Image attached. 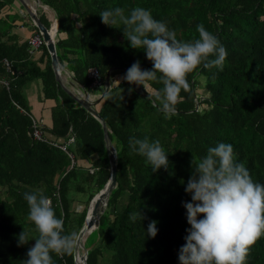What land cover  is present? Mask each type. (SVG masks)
I'll list each match as a JSON object with an SVG mask.
<instances>
[{"label":"trees","instance_id":"trees-1","mask_svg":"<svg viewBox=\"0 0 264 264\" xmlns=\"http://www.w3.org/2000/svg\"><path fill=\"white\" fill-rule=\"evenodd\" d=\"M14 1L0 0V79L8 81V88L0 82V264H21L27 258L35 241L17 246L22 230L30 239L38 235L27 219L25 192L40 190L51 197L64 234L78 235L91 199L110 176L101 120L57 83L44 44L34 59L27 39L18 40L12 29L19 16L7 12ZM34 1L46 27L52 16L56 20L55 47L62 67L86 90L104 88L94 108L116 150V183L92 231L97 241L86 246L85 264H179L178 251L190 227L182 201L191 196L184 188L209 147L230 143L235 160L264 184V0ZM136 6L166 22L178 40L198 38L196 26L203 24L228 52L222 70L201 66L188 74L190 88L180 92L170 118L151 103L163 88L159 80L130 85L122 79L136 60L142 69L152 68L144 50L130 47L123 25H104L99 16L115 7L127 16ZM28 25L37 31L31 20ZM4 58L15 75L6 71ZM89 67L98 70L99 86L91 85ZM34 80L40 81L43 99L53 102L51 126L43 127L44 134L59 142L74 138L68 145L72 165L66 152L30 136L33 115L24 88ZM130 137L159 140L168 168L153 172L144 157L131 152ZM55 191L58 197L52 196ZM138 210L146 219L130 221ZM152 220L158 232L149 238L146 229ZM74 254V249L62 256L53 253L52 259L54 264H76ZM246 264H264V236L251 247Z\"/></svg>","mask_w":264,"mask_h":264},{"label":"clouds","instance_id":"clouds-1","mask_svg":"<svg viewBox=\"0 0 264 264\" xmlns=\"http://www.w3.org/2000/svg\"><path fill=\"white\" fill-rule=\"evenodd\" d=\"M99 16L104 25H123V35L130 47L144 50L152 68L142 69L136 60L122 79L130 85L159 80L163 88L155 93L151 103L165 118L176 114L180 92L189 90L188 74L201 66L222 70L228 55L219 39L203 24L196 26L198 38L183 41L177 39L166 22L154 19L150 10L140 6L132 8L127 16L121 7L104 10ZM128 145L131 152L146 159L153 172L168 168L169 161L159 140L130 137ZM184 191L191 196L189 202L182 201L190 227L185 229V243L178 251L179 264H246L251 247L264 236V184L255 182L245 164L235 160L233 146L220 142L209 147L193 169ZM23 198L29 206L27 219L38 235L30 239L23 230L19 233L17 246L35 241L21 264H54L53 253L70 254L77 234H64L63 218H57L52 200L40 190L25 192ZM129 219L142 221L146 216L138 210ZM156 224L155 220L148 223L149 238L157 235ZM74 255L84 264L82 256L86 252L80 256L75 250Z\"/></svg>","mask_w":264,"mask_h":264},{"label":"water","instance_id":"water-1","mask_svg":"<svg viewBox=\"0 0 264 264\" xmlns=\"http://www.w3.org/2000/svg\"><path fill=\"white\" fill-rule=\"evenodd\" d=\"M20 5L25 10L26 14L28 15L29 19L31 20L32 24L36 27L37 31L40 33L41 38L44 41V45L46 47L47 52L50 56V64L51 68L55 75V80L58 84H60L63 88L61 79H60V73L62 71V65L58 60L56 47H55V34L57 32V23L55 21L54 25V31L52 33V29L50 27H46L41 20L39 19L38 14L36 13L35 6L30 2V0H17ZM105 85H108V75L105 77ZM68 94H70L81 106H83L90 114H92L94 117L98 118L102 122V127L104 131V138L106 142V152L109 160L110 165V176L108 178V181L104 185V187L96 193L93 198L91 199L88 208H87V214L86 218L84 220L83 226L81 230L79 231L77 235V243L74 247V250H76L78 243L82 239V237L88 233L91 232L99 222V216L100 212L103 210V207L106 202V198L108 197L109 193L113 189L116 183V150L113 146V144L110 142L108 138V134L106 131V125L103 119L98 114L97 110L94 108V105L83 98H79L78 96L74 95L72 92L64 88ZM82 259L84 260L85 257L82 256ZM85 264V262H84Z\"/></svg>","mask_w":264,"mask_h":264},{"label":"crops","instance_id":"crops-1","mask_svg":"<svg viewBox=\"0 0 264 264\" xmlns=\"http://www.w3.org/2000/svg\"><path fill=\"white\" fill-rule=\"evenodd\" d=\"M32 2H36V1L32 0ZM33 4H35V3H33ZM48 11L51 12L50 10H48ZM7 12L8 13L16 12L19 16L15 20V22H14L15 26L12 29L13 33H15L16 36L18 37V40L23 41V40L27 39L32 33L35 32L34 30L29 28L28 24L30 22V19H29L28 15L26 14L25 10L23 9V7L20 5V3L17 0L14 1L12 8L8 9ZM50 14H52V12ZM52 17H53L52 18V20H53L54 16H52ZM53 29L51 30L52 32L54 31ZM37 53H38L37 54V57H38V56H40L41 51L39 50V51H37ZM60 79H61V82H62V85L64 86V88H66L67 90L72 92L74 95L78 96L79 98H83V99L90 101L93 105H94L95 101H97L100 98L102 92L104 91V88H102V90L99 91L98 93H96V91H95V90H97V88H92V90H86L80 84L76 83L73 80L71 71H69L68 69L62 68V71L60 73ZM39 83H40V81H39ZM40 89H41V84H40ZM25 95H26V93H25ZM37 99H38V106L40 107L41 110H40L39 114H35V112H33L32 110L29 109L30 113L33 115V117L35 119H42L45 127H49V126H51V110H50V108H51V105L53 104V102L43 99L42 92L37 96ZM30 105L32 108L34 107V105L31 102H30ZM43 111L47 114L46 116H43ZM36 115H38V116H36ZM80 206L81 205H77V207H75V209H79ZM84 239H85V235L82 237V239L78 243L77 249H76V253L79 254L80 256L86 252V250H85L86 247H84V244H83Z\"/></svg>","mask_w":264,"mask_h":264},{"label":"built area","instance_id":"built-area-1","mask_svg":"<svg viewBox=\"0 0 264 264\" xmlns=\"http://www.w3.org/2000/svg\"><path fill=\"white\" fill-rule=\"evenodd\" d=\"M38 3H36V6ZM43 9L49 10L46 6H41ZM52 22L50 23V28L53 29L55 25V19L51 20ZM27 44H28V53L30 55H34L36 51H38L41 46L44 44L43 39L41 38V35L38 31H35L32 33L28 38H27ZM3 64L5 66V69L7 72L10 73V75H15V71L12 69L11 62L4 58L3 59ZM87 76L92 79L91 85L92 86H99L101 82V78L99 75L98 70L95 67H89L86 72ZM0 82L2 85L6 86L8 88V81L6 79H0ZM31 131H30V136L32 139L37 140V141H45L48 142L62 151L66 152L68 156L71 159V165L74 163L73 155L68 152V145H70L74 138L72 136L67 137L65 140L59 142L55 140H50L45 134H44V124L42 119H35L34 117L31 118ZM53 197H58L57 191H55L52 194ZM51 199V197H49ZM75 261L77 264H83L82 260H80L79 256L75 257Z\"/></svg>","mask_w":264,"mask_h":264},{"label":"rangeland","instance_id":"rangeland-1","mask_svg":"<svg viewBox=\"0 0 264 264\" xmlns=\"http://www.w3.org/2000/svg\"><path fill=\"white\" fill-rule=\"evenodd\" d=\"M30 2H32V0H30ZM35 2H32V4ZM36 7V3L34 4ZM37 51L35 52V54L33 55V58L36 59L37 57ZM28 86H26L24 88V92L26 93L25 97L27 99V106L30 110H32L33 112H35V114H39L40 112V107L38 106V99L37 96L42 92L40 89V83L39 80H34L31 81L30 83L27 84ZM102 88H97L96 93H98L99 91H101ZM95 93V92H94ZM34 105V107L32 108L30 105V102ZM34 114V113H33ZM47 114L43 111V116H46ZM38 116V115H36ZM81 194V193H80ZM82 198H85L84 194H81ZM92 233V234H91ZM97 241V236L94 232H89L85 234V239L83 241L84 247H91L92 245H94Z\"/></svg>","mask_w":264,"mask_h":264},{"label":"bare ground","instance_id":"bare-ground-1","mask_svg":"<svg viewBox=\"0 0 264 264\" xmlns=\"http://www.w3.org/2000/svg\"><path fill=\"white\" fill-rule=\"evenodd\" d=\"M53 33V32H52Z\"/></svg>","mask_w":264,"mask_h":264}]
</instances>
